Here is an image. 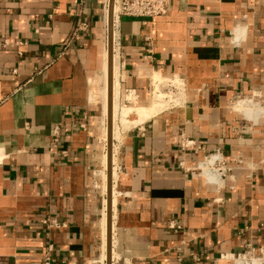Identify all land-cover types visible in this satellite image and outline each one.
<instances>
[{
    "label": "crops",
    "instance_id": "obj_1",
    "mask_svg": "<svg viewBox=\"0 0 264 264\" xmlns=\"http://www.w3.org/2000/svg\"><path fill=\"white\" fill-rule=\"evenodd\" d=\"M106 3L0 0V264H42L49 246L54 264H100L106 145L90 93ZM77 15L89 28L72 38ZM118 42L124 106L149 105L157 73L181 76L187 95L115 140L111 264H232L219 255L264 247V106L248 98L264 104V0H170L145 24L122 17ZM182 134L200 148L183 151ZM215 147L255 164L220 192L179 165Z\"/></svg>",
    "mask_w": 264,
    "mask_h": 264
},
{
    "label": "built area",
    "instance_id": "obj_2",
    "mask_svg": "<svg viewBox=\"0 0 264 264\" xmlns=\"http://www.w3.org/2000/svg\"><path fill=\"white\" fill-rule=\"evenodd\" d=\"M117 4L118 11L113 15V28L119 29L120 19L122 17H131L140 19L143 24L149 20L163 16L167 14L170 7V0H114ZM108 2V0H107ZM106 7V4H105ZM105 9V8H104ZM108 13V9H107ZM89 25L86 21L82 19L80 15H77L72 31V38L80 35L81 33L87 31ZM107 28V23H106ZM145 40H149L150 37L146 35ZM119 44V42H117ZM5 45V41H4ZM180 89H176L174 86L170 87L175 90V92L182 91L184 93V98L180 99L181 105L186 100V83L185 80L180 76ZM153 87V86H152ZM153 90V89H152ZM254 93H260L253 91L249 94L248 98L257 103L259 106H264L263 103L259 102L257 99L254 101ZM260 95H262L260 93ZM180 96V94L178 95ZM263 96V95H262ZM239 98L237 96L235 101ZM177 106L172 105L168 109L174 108ZM243 116V115H242ZM244 117V116H243ZM245 118V117H244ZM80 128L85 127V123L79 124ZM61 138V127L60 125L55 126L51 131V146L56 145L60 142ZM180 147L183 151H191L199 149L200 146L197 145L196 141L188 138L186 135L182 134L180 138ZM181 169L187 173L196 175L204 179L205 183L212 186L216 192H220L221 189L225 188L228 185L229 181H233L235 178L236 169H253L255 164L252 162L243 161L241 158H237L235 163H230L226 158L225 154L219 147H215L211 151L205 153L202 159L198 160L194 166L187 167L184 161L179 163ZM233 188L232 185L229 187ZM221 198H214V201H220ZM42 224L46 228L50 229L53 227H59L60 224L55 219L43 218L41 220ZM167 227L173 232H180L183 229L181 223L175 220H169L167 222ZM52 246H49L42 258V264H54V258L51 254ZM220 259H227L232 262V264H264V247H254L252 244L247 243L245 248L230 254H220ZM178 260H182V256L179 253Z\"/></svg>",
    "mask_w": 264,
    "mask_h": 264
},
{
    "label": "bare ground",
    "instance_id": "obj_3",
    "mask_svg": "<svg viewBox=\"0 0 264 264\" xmlns=\"http://www.w3.org/2000/svg\"><path fill=\"white\" fill-rule=\"evenodd\" d=\"M118 11L117 4L114 1L113 5V15L116 14ZM105 14V25L107 23V3L104 9ZM117 30L115 26L112 32V54L109 57L108 49H107V36H106V45L103 52V68L101 73V81H102V95L101 96V108H102V115L104 118L103 128H102V137L104 140V145H106V154L104 153L103 159V192L104 195L107 196V189L109 190L110 196V207L114 205V195L115 190L113 189L114 184L113 181L116 179L117 176V168L115 165V148L113 147V151H111L112 141L118 139L119 134L121 131L129 128L132 125H135L138 121H142L159 110L168 109L169 107L179 106L181 104L180 99L184 98V93L182 91L175 92V90L171 89L170 87L174 86L176 89H180L181 80L175 76H164L160 73L155 74L152 80V98L151 103L147 106L137 107L135 109L132 108H122L121 109V118L119 121V127L115 124V110H116V96L119 89V81H118V65L121 67V63H119L117 57L118 54L116 52V39H117ZM119 67V68H120ZM111 74V81L109 83L108 75ZM97 82V80L95 81ZM94 82V83H95ZM94 87V86H93ZM95 90V89H94ZM180 94V96H178ZM244 101V100H243ZM248 103V102H247ZM243 104V102H242ZM250 104V103H249ZM253 104V103H252ZM241 104H239L238 108L241 109ZM245 107V105H243ZM251 106V105H250ZM249 106V107H250ZM256 107V106H254ZM108 109L110 110V128L107 126V115ZM258 109V108H257ZM250 110V109H249ZM255 110V109H254ZM261 110V109H259ZM252 111V110H251ZM120 112V111H119ZM255 112V111H254ZM253 112V113H254ZM262 112V110L260 111ZM264 112V111H263ZM250 113V112H249ZM248 113V114H249ZM258 113V112H256ZM259 114V113H258ZM118 115H120L118 113ZM253 116V115H252ZM139 123V122H138ZM119 140V139H118ZM110 145V152L107 153V147ZM112 152V153H111ZM109 171V173H108ZM108 173V175H107ZM111 182H112V190H111ZM112 193V196H111ZM112 198V200H111ZM100 215V214H99ZM99 217V216H98ZM111 219V218H110ZM100 230H101V238H100V249L101 253L99 255L100 264H107L108 257L110 258L111 262V223L108 228L107 224V199L104 197L102 211H101V218H100ZM110 239V243L109 240ZM110 244V252L107 257V247ZM113 257V256H112ZM112 263V262H111Z\"/></svg>",
    "mask_w": 264,
    "mask_h": 264
},
{
    "label": "rangeland",
    "instance_id": "obj_4",
    "mask_svg": "<svg viewBox=\"0 0 264 264\" xmlns=\"http://www.w3.org/2000/svg\"><path fill=\"white\" fill-rule=\"evenodd\" d=\"M113 5H114V0H113ZM107 9H108V2H107ZM108 14V13H107ZM117 30V33H118V29H116ZM118 42V35H117V39H116V48H117V50H116V52H117V56H119V57H117V59H118V61H119V63H121V65H122V59H121V54H120V49H119V44L117 43ZM105 45H106V34H105ZM104 48H105V46H104ZM103 52H104V49H103ZM102 61H103V53H102ZM118 63V64H119ZM120 67V65H118V69H120L119 68ZM122 70V69H121ZM102 73V72H101ZM101 73H100V75H99V78L97 79V82H95L94 84H93V86H92V89H91V93H90V99H91V102L93 103V105L95 106V110H96V115L98 116V119H99V130H100V135H99V140H98V143H99V146H100V149H101V152L103 153V150H104V140H103V137H102V128H103V124L102 123H104V118H103V113H102V108H101V104H100V102H101V96L100 95H102V81H101ZM120 76H121V72H120V74H119V70H118V76H117V78H118V80H119V89H118V91L120 92V94L119 93H117V96H116V110H115V124H116V126L117 127H119V121H120V116H121V109H120V107H124V108H127L126 106L127 105H129V104H127L126 102H124L123 100V98H122V90H121V82H120ZM164 76H166V75H163V77ZM152 85V84H151ZM152 87V86H151ZM95 89V90H94ZM152 89H153V87H152ZM186 95H187V92H186ZM186 101V100H185ZM151 102V101H150ZM124 105H126V106H124ZM120 111V112H119ZM118 113L120 114V115H118ZM242 116V115H241ZM119 120V121H118ZM100 122H101V124H100ZM118 146H119V141H115V142H113L112 141V145H111V151H113V147L116 149V151H118ZM112 153V152H111ZM115 165L117 166V164L115 163ZM117 168V167H116ZM115 182L113 181V184H114ZM112 182H111V190H112ZM113 189H115L114 187H113ZM101 224V222L99 223V225ZM99 231V238H101V235H100V229L98 230ZM100 243V242H99Z\"/></svg>",
    "mask_w": 264,
    "mask_h": 264
},
{
    "label": "water",
    "instance_id": "obj_5",
    "mask_svg": "<svg viewBox=\"0 0 264 264\" xmlns=\"http://www.w3.org/2000/svg\"><path fill=\"white\" fill-rule=\"evenodd\" d=\"M112 32H113V0H108V14H107V49H108V54L109 57L112 54V46H113V40H112ZM108 79H109V83L111 81V74L110 72H108ZM110 110L108 109V115H107V126L108 128H110ZM110 152V145H108L107 147V153L109 154ZM109 173V171H108ZM107 173V175H108ZM107 226L109 228L110 223H111V207H110V196H109V190L107 189ZM110 243V239L108 240ZM110 252V244L107 247V257ZM107 264H111L110 262V258L108 257L107 259Z\"/></svg>",
    "mask_w": 264,
    "mask_h": 264
}]
</instances>
